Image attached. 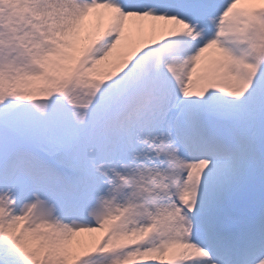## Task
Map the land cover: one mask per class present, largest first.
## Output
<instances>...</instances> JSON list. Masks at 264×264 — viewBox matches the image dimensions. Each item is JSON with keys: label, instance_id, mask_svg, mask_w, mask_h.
Masks as SVG:
<instances>
[{"label": "snow or ice", "instance_id": "1", "mask_svg": "<svg viewBox=\"0 0 264 264\" xmlns=\"http://www.w3.org/2000/svg\"><path fill=\"white\" fill-rule=\"evenodd\" d=\"M0 264H264V0H0Z\"/></svg>", "mask_w": 264, "mask_h": 264}]
</instances>
